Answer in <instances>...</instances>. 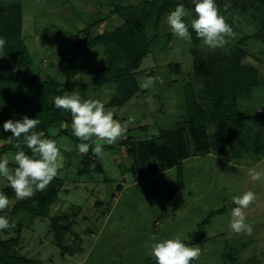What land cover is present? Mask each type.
<instances>
[{
  "label": "rangeland",
  "instance_id": "374dc122",
  "mask_svg": "<svg viewBox=\"0 0 264 264\" xmlns=\"http://www.w3.org/2000/svg\"><path fill=\"white\" fill-rule=\"evenodd\" d=\"M162 2L0 0V6L13 3L20 7V28L10 37L17 35L25 44L33 75L63 83V95L78 91L84 99L101 100L106 109L113 111L115 119L121 123L130 121L125 137L132 140L168 141L172 137L169 134L183 123L189 96L203 105L210 102L204 92L203 70L195 67L194 51L217 66H223L232 52L244 51L241 62L257 69L259 81L243 96H235L234 104L238 115L264 111V0H216L221 10L226 3L231 4L221 14L235 35L215 50L207 48L200 39L189 44L177 38L167 24L170 11L179 4L193 10V0H171L169 10L157 16ZM139 17L146 18L145 40L151 42L134 71L138 90L122 104H108L119 94L117 82L97 81L134 59L132 47L138 38L116 32L115 40L91 39ZM191 18H195L194 12ZM185 19L187 22L190 18ZM189 31L195 34L191 28ZM75 34L87 38L77 46ZM7 44L6 40L0 51V64L7 60L10 64L0 65V73L15 71L18 76L11 80L13 83L32 87L27 75L22 80L23 67L14 52L7 50ZM121 46L130 47L126 50L131 55L127 56ZM72 52L76 53L73 58ZM147 77L158 79L146 89L142 85ZM67 127L65 122L55 124L46 135L57 140L62 153L57 175L62 178V186L57 200L50 205L49 215L67 216L65 221L70 228L63 243L72 253L55 244L47 217L19 210L6 215L10 222L15 220L16 227L0 230L1 240L18 235V254L40 264H156L148 254L150 250L144 247L153 235L159 240L179 235L183 242H190L198 224L214 211L204 226L205 238L191 245L201 249L199 259L192 264H264V180L253 181L248 175L251 168L264 169V156L251 152L238 157L228 142L224 148L213 146L217 125L206 124L190 129V133L184 131L189 155L179 159L180 168L173 165L134 176L128 170L133 157L121 139L113 145H103V157L96 158L102 172L84 173V154L77 147L81 142L64 133ZM245 130L246 139L251 142L257 125L247 123ZM203 145H207L208 152L195 154ZM14 155L8 151L1 158L16 167ZM7 187L10 185L6 179L0 177V192L5 193ZM248 190L256 194L255 202L246 210L247 222L253 226L250 236L235 234L229 227L231 209L235 207L232 197ZM6 195L10 210L17 199L13 190Z\"/></svg>",
  "mask_w": 264,
  "mask_h": 264
},
{
  "label": "trees",
  "instance_id": "16d2710c",
  "mask_svg": "<svg viewBox=\"0 0 264 264\" xmlns=\"http://www.w3.org/2000/svg\"><path fill=\"white\" fill-rule=\"evenodd\" d=\"M170 3L171 0H163L157 9V16L168 11ZM0 7H2L0 8V15L2 14V19L0 20V37L7 40V50L13 51L19 63H21L22 70L24 71L23 73L21 72L23 75L21 77L22 80L29 77V83L32 85V87L28 88L25 85L23 87L20 84L13 83L11 80L18 76V73L15 71L4 74L0 73V140L3 142L0 145V159H2L1 155L8 151L16 153L22 150L26 154L31 155V150L23 143L22 137L20 141H14L13 144H8L6 139L12 133L3 130V123L5 121L9 119L20 120L25 115L29 118L39 119L41 123L37 126L36 131L43 130L46 135L51 126L65 122L68 127L64 129V133L70 135L75 141L81 142L72 135V118L70 112L57 109L54 105V98L58 95H63L66 85L58 81L41 79L33 75L30 55L25 44L17 35L13 38L10 37L12 32L19 31L21 23L20 7L13 3ZM221 12H224V10H221ZM145 20V17H139L125 21L120 26H117L115 31H105L91 39L94 42L108 41L110 39L115 40L116 32L127 35L126 37L134 34L138 38V43H135L132 47V51L135 53L134 59L128 62L125 67H117L108 77H102L97 81L99 84L111 81L117 82L119 94L112 97L108 104H122L128 101L138 90V83L135 79L134 71L138 68L141 59L146 55L151 42L148 39H146L147 41L145 40ZM191 34L193 42L196 43L198 41L196 34L192 32ZM128 48L122 47L123 50H128ZM127 50L125 53L127 56H130L131 53H128ZM193 53L196 69L203 70L205 82L204 92L210 102H206L207 104L203 105L194 97L189 96L185 101L187 114L184 116L183 123L172 134H169L172 137L168 141L167 139L160 142L152 139L132 140L129 136L123 138L121 144L127 147L133 157V162L128 170L134 176L156 172L160 168L173 165L180 168L181 163L179 159L189 155L184 131L188 130V133H190L192 132L190 129H200L206 124L217 125V129L214 132L216 139H214L215 143L213 146L224 148L228 142L230 143V149L238 157L251 152L257 155V157L264 156V128H262L264 126V111H258L253 115H238L234 104L235 96H243L246 92H249L251 86L258 83L259 73L257 69L241 62L244 51L239 49L232 52L226 58L223 66H217L213 60L207 61V58L204 59V56L201 57L196 51ZM75 54V52H72L70 57L73 58ZM9 64L7 60L5 64L0 65L2 67H8ZM199 66H201V69ZM26 75L27 77H25ZM226 102L229 103L228 106ZM247 123L257 125L255 136L251 139V142L248 138L246 139L245 126ZM16 143H20L19 149L15 147ZM206 152H208L207 145H203L201 148L195 150V154ZM96 158L91 150L87 154H84L82 157V172H102L103 167ZM153 158H158L157 162L153 161ZM91 164H95V168L90 171L89 166ZM9 166L11 168L15 167L10 163ZM61 186L62 178L57 176L45 191L36 192L31 198L17 200L10 210L5 209L3 212H0V215L6 216L9 212L15 213L21 210L31 216L47 217L53 231L55 244L63 251L72 253L71 249L63 243V236L70 228V223L65 221V217L67 216L65 214L49 215L50 205L57 200ZM119 187L120 185L117 186L118 189ZM5 190L9 193L12 189L11 187H7ZM6 192L4 193L5 195L7 194ZM113 196L114 194H112ZM34 202L36 206H33ZM213 214L214 211H210L209 216L204 218L198 224L197 230L192 233V240L184 243L191 246L193 243H198L205 238L204 226L209 222ZM17 231L19 232L20 230ZM17 242L18 235L13 238L0 239V264H40L38 260L18 254L17 248L15 247Z\"/></svg>",
  "mask_w": 264,
  "mask_h": 264
},
{
  "label": "clouds",
  "instance_id": "9594fccd",
  "mask_svg": "<svg viewBox=\"0 0 264 264\" xmlns=\"http://www.w3.org/2000/svg\"><path fill=\"white\" fill-rule=\"evenodd\" d=\"M194 9L189 10L183 4H179L170 11L166 17L167 24L173 35L187 42H192L191 28L203 45L211 50L224 47L235 33L227 22L225 15L216 0H193ZM231 8L230 3L224 5V12ZM195 14V18H191ZM185 18H190L187 22ZM6 39L0 37V51H3ZM157 77H147L142 87H151ZM54 105L71 114L72 135L81 143L77 145L81 154H87L90 150L97 158L104 155V144L113 145L123 139L127 133L128 123H121L114 118V113L106 109L105 104L99 99H84L78 91L66 95H58L54 98ZM37 118L23 116L20 120L9 119L3 123V130L12 135L6 139L8 144L20 141L31 150V155L19 150L13 159L16 167H9L7 158L0 159V177L6 179L15 193L17 200L31 198L36 192H43L58 175L59 161L62 153L58 142L52 138H46L43 130L36 131L40 125ZM15 147L20 148V143ZM94 170L95 164L89 166ZM248 175L253 181L264 180V169L251 168ZM256 194L244 191L240 195H234L232 201L235 205L231 209L229 227L235 234L252 235L253 226L247 222L246 210L255 202ZM10 200L7 195L0 192V212L9 207ZM35 202H34V205ZM16 222L0 215V230L15 228ZM156 264H192L201 255L200 247L190 246L184 243L180 236L159 240L153 235L151 241L145 243Z\"/></svg>",
  "mask_w": 264,
  "mask_h": 264
},
{
  "label": "water",
  "instance_id": "95a60500",
  "mask_svg": "<svg viewBox=\"0 0 264 264\" xmlns=\"http://www.w3.org/2000/svg\"><path fill=\"white\" fill-rule=\"evenodd\" d=\"M74 37V45H81V41L87 38V35H85L83 38H80L78 34L73 35Z\"/></svg>",
  "mask_w": 264,
  "mask_h": 264
}]
</instances>
